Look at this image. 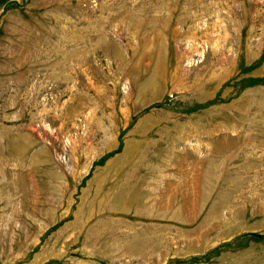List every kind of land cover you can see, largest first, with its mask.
<instances>
[{
	"label": "rangeland",
	"instance_id": "rangeland-1",
	"mask_svg": "<svg viewBox=\"0 0 264 264\" xmlns=\"http://www.w3.org/2000/svg\"><path fill=\"white\" fill-rule=\"evenodd\" d=\"M0 264H264V0H0Z\"/></svg>",
	"mask_w": 264,
	"mask_h": 264
}]
</instances>
